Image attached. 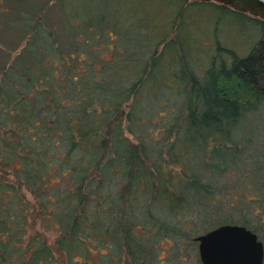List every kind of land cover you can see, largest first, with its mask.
<instances>
[{
	"label": "trees",
	"instance_id": "16d2710c",
	"mask_svg": "<svg viewBox=\"0 0 264 264\" xmlns=\"http://www.w3.org/2000/svg\"><path fill=\"white\" fill-rule=\"evenodd\" d=\"M195 5L259 33L244 53L213 34L200 63ZM0 53V264H203L195 235L221 222L264 240L263 16L0 0Z\"/></svg>",
	"mask_w": 264,
	"mask_h": 264
},
{
	"label": "water",
	"instance_id": "95a60500",
	"mask_svg": "<svg viewBox=\"0 0 264 264\" xmlns=\"http://www.w3.org/2000/svg\"><path fill=\"white\" fill-rule=\"evenodd\" d=\"M264 17V0H219ZM203 264H263L264 240L239 222H221L195 235Z\"/></svg>",
	"mask_w": 264,
	"mask_h": 264
},
{
	"label": "rangeland",
	"instance_id": "374dc122",
	"mask_svg": "<svg viewBox=\"0 0 264 264\" xmlns=\"http://www.w3.org/2000/svg\"><path fill=\"white\" fill-rule=\"evenodd\" d=\"M190 10L193 12L189 14L191 38L190 36L188 38L194 42L196 55L200 63L206 60L208 53L215 48L216 43L213 34L217 35L221 45H228L236 52L244 53L254 40L255 35L259 33V24L255 25V22H249L242 14L221 13L214 7L202 5L192 6ZM217 11L220 14V23L217 32L214 33L212 25L210 28V22L212 19L214 20ZM0 58H3V54L1 53ZM263 118L264 102L255 109L252 115L251 127L254 130H259L261 124L264 125V122L262 123ZM47 233L53 234L52 231H48Z\"/></svg>",
	"mask_w": 264,
	"mask_h": 264
}]
</instances>
